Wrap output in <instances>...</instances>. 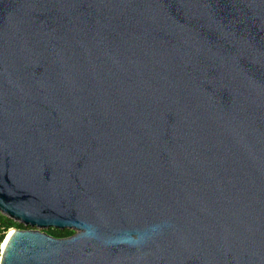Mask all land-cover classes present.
<instances>
[{"label":"water","instance_id":"obj_1","mask_svg":"<svg viewBox=\"0 0 264 264\" xmlns=\"http://www.w3.org/2000/svg\"><path fill=\"white\" fill-rule=\"evenodd\" d=\"M0 214V264H264V0H0Z\"/></svg>","mask_w":264,"mask_h":264},{"label":"trees","instance_id":"obj_2","mask_svg":"<svg viewBox=\"0 0 264 264\" xmlns=\"http://www.w3.org/2000/svg\"><path fill=\"white\" fill-rule=\"evenodd\" d=\"M10 227H15L17 229H23V227L21 225L16 224L15 222H13L11 219L3 216L0 214V243H2V239H3V231L7 228ZM47 234L51 235L52 237H57V238H61V237H67L69 235H71V231H68L66 229L59 231L56 229H48L47 230ZM5 238V236H4Z\"/></svg>","mask_w":264,"mask_h":264},{"label":"bare ground","instance_id":"obj_3","mask_svg":"<svg viewBox=\"0 0 264 264\" xmlns=\"http://www.w3.org/2000/svg\"><path fill=\"white\" fill-rule=\"evenodd\" d=\"M11 233V230L9 229L6 233V236L5 238L3 239V242L0 244V249H2V247L4 246L5 242H6V239L8 238V236L10 235Z\"/></svg>","mask_w":264,"mask_h":264},{"label":"rangeland","instance_id":"obj_4","mask_svg":"<svg viewBox=\"0 0 264 264\" xmlns=\"http://www.w3.org/2000/svg\"><path fill=\"white\" fill-rule=\"evenodd\" d=\"M9 229H17V228H15V227L12 228V227H10V228L5 229V230H4L5 233L3 232V233H4L3 237L6 236V233H7V231H8ZM45 232L47 233V230H46ZM2 242H3V241H2ZM0 244H1V243H0Z\"/></svg>","mask_w":264,"mask_h":264},{"label":"built area","instance_id":"obj_5","mask_svg":"<svg viewBox=\"0 0 264 264\" xmlns=\"http://www.w3.org/2000/svg\"><path fill=\"white\" fill-rule=\"evenodd\" d=\"M10 230H13V229H10ZM5 233V231H3Z\"/></svg>","mask_w":264,"mask_h":264}]
</instances>
